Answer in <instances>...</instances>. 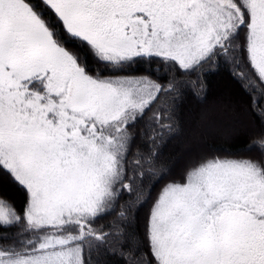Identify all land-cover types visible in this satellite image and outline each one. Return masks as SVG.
Returning <instances> with one entry per match:
<instances>
[{
    "label": "snow or ice",
    "instance_id": "obj_1",
    "mask_svg": "<svg viewBox=\"0 0 264 264\" xmlns=\"http://www.w3.org/2000/svg\"><path fill=\"white\" fill-rule=\"evenodd\" d=\"M223 67L249 143L166 152ZM0 264H264V0H0Z\"/></svg>",
    "mask_w": 264,
    "mask_h": 264
},
{
    "label": "rangeland",
    "instance_id": "obj_2",
    "mask_svg": "<svg viewBox=\"0 0 264 264\" xmlns=\"http://www.w3.org/2000/svg\"><path fill=\"white\" fill-rule=\"evenodd\" d=\"M225 105H232L235 108V117L230 119L224 115L223 109ZM204 112L215 114L217 119L221 121V125L217 130L207 134L199 143H196L191 140V135L193 130L199 127L200 116ZM184 122L185 136L180 138V146L176 152L183 151L186 147L196 150L205 145L228 144L240 136H251L252 133L257 130L254 121L250 117L243 115V107L241 105L227 102L226 93H222V95L214 101L200 103L197 104L196 107L188 109V112L184 116Z\"/></svg>",
    "mask_w": 264,
    "mask_h": 264
},
{
    "label": "trees",
    "instance_id": "obj_3",
    "mask_svg": "<svg viewBox=\"0 0 264 264\" xmlns=\"http://www.w3.org/2000/svg\"><path fill=\"white\" fill-rule=\"evenodd\" d=\"M132 70L136 71L137 74H140L143 72L144 66L137 65V66H134ZM207 85L208 86H207L206 102L214 101L219 96H221L222 93H226V98H227L228 103L241 105L243 107V101H242L241 92H240V85H238L237 82L233 79L231 75V70L229 68L223 67L220 69L209 70L208 78H207ZM197 104H200V102H197L191 95L186 97L183 103V106H182L183 116L186 115V113L188 112V109H190L191 107H196ZM254 124H256L255 121H254ZM250 137L251 136H240L238 138H235L232 142L228 144L213 145L212 147L222 148V149L230 148L232 150H236V149L241 148L244 145H247L249 143ZM179 141H180V138L173 141L171 144H169L168 148L166 149V152H176L180 146Z\"/></svg>",
    "mask_w": 264,
    "mask_h": 264
}]
</instances>
